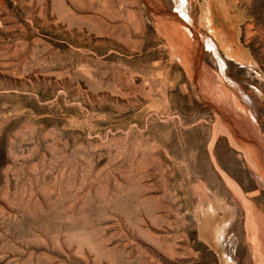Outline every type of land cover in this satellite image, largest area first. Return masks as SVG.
<instances>
[{"label": "rangeland", "instance_id": "374dc122", "mask_svg": "<svg viewBox=\"0 0 264 264\" xmlns=\"http://www.w3.org/2000/svg\"><path fill=\"white\" fill-rule=\"evenodd\" d=\"M209 1L0 0V264H264V0Z\"/></svg>", "mask_w": 264, "mask_h": 264}, {"label": "crops", "instance_id": "0c3cea01", "mask_svg": "<svg viewBox=\"0 0 264 264\" xmlns=\"http://www.w3.org/2000/svg\"><path fill=\"white\" fill-rule=\"evenodd\" d=\"M230 0H214V5L211 6L210 1L208 2L209 8H210V13L209 15H205V17L203 18V22L204 24L207 26L208 29V33L211 34V36H216L218 38L217 40V44L219 46H225V40L223 39V34H224V29L222 30V28L220 30H218L216 28L217 25V20L219 17H221L223 23L226 21L228 23V25L230 26L231 24V19H230V15L226 16L225 14V8L228 7ZM213 7H215L216 9H218V11L216 12V14L213 13ZM218 14V15H217ZM181 17V16H179ZM181 19H184L186 22H190L191 20V16H188V18H183L181 17ZM202 19V17H201ZM214 20V21H213ZM216 22V23H215ZM216 24V25H215ZM219 24V23H218ZM215 26V27H214ZM231 28V26H230ZM216 29V30H213ZM223 33V34H222ZM204 44H206L204 42ZM223 48V47H222ZM224 49V48H223ZM229 49V48H228ZM227 49V50H228ZM225 50V49H224ZM225 50V51H227ZM230 59H227V62H231L229 61ZM224 62V60H223ZM225 63V62H224ZM226 64V63H225ZM225 68H227V66H225ZM215 225V224H214Z\"/></svg>", "mask_w": 264, "mask_h": 264}, {"label": "bare ground", "instance_id": "6f19581e", "mask_svg": "<svg viewBox=\"0 0 264 264\" xmlns=\"http://www.w3.org/2000/svg\"><path fill=\"white\" fill-rule=\"evenodd\" d=\"M184 7V6H183ZM186 8H187V6H186ZM179 11H180V13L182 14V15H184V17L185 18H187V12H186V10L184 9L183 10V8L181 9V7L178 9ZM218 15V14H217ZM214 21V20H213ZM215 27V26H214ZM213 30H216V29H213ZM226 34V33H225ZM225 43H228V44H225V46H222L225 50H227L228 48V51L229 50H231L232 49V46L234 45V43H233V41L230 43V42H228V41H225ZM209 47H211V48H213V49H216V47H217V45L218 44H215V43H213V41H211L210 43H209ZM208 47V46H207ZM219 47V46H218ZM212 51V50H211ZM222 63V65H223V67L224 66H226V64L224 63V62H221ZM224 63V64H223Z\"/></svg>", "mask_w": 264, "mask_h": 264}]
</instances>
